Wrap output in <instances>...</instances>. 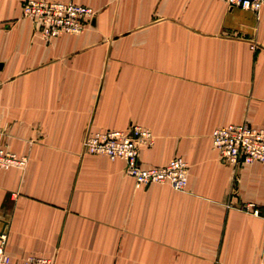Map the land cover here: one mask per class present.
I'll list each match as a JSON object with an SVG mask.
<instances>
[{
    "label": "crops",
    "instance_id": "1",
    "mask_svg": "<svg viewBox=\"0 0 264 264\" xmlns=\"http://www.w3.org/2000/svg\"><path fill=\"white\" fill-rule=\"evenodd\" d=\"M0 0V230L14 261L264 264V165L222 164L210 135L264 123V7L217 0H44L93 8L82 33L42 38ZM255 46V49L251 48ZM148 129L144 168L181 157L184 191L136 189L88 131ZM248 206L260 211L253 215Z\"/></svg>",
    "mask_w": 264,
    "mask_h": 264
},
{
    "label": "built area",
    "instance_id": "2",
    "mask_svg": "<svg viewBox=\"0 0 264 264\" xmlns=\"http://www.w3.org/2000/svg\"><path fill=\"white\" fill-rule=\"evenodd\" d=\"M228 8H238L259 14L264 0H217ZM22 15L31 20L35 31L44 39H53L66 34H80L94 19L95 11L88 6L72 2H48L44 0H24ZM252 49H255L251 45ZM212 149L218 154L222 164L239 168L252 164L264 165V123L229 124L215 128L211 135ZM151 145L149 132L136 126L129 130L90 131L83 142L85 152L103 155L109 160H122L125 173L134 181L136 188H146L152 184H168L172 189L184 191L188 182V166L183 158L176 157L162 167L144 168L139 162L140 143ZM26 158L19 157L0 147V170L25 168ZM253 215L260 211L253 206ZM7 233L0 230V264H54L51 259L28 257L14 261L6 252Z\"/></svg>",
    "mask_w": 264,
    "mask_h": 264
},
{
    "label": "rangeland",
    "instance_id": "3",
    "mask_svg": "<svg viewBox=\"0 0 264 264\" xmlns=\"http://www.w3.org/2000/svg\"><path fill=\"white\" fill-rule=\"evenodd\" d=\"M93 9V8H92ZM91 25V24H90ZM89 26V25H88ZM87 26V27H88ZM86 27V28H87ZM68 35H76V34H68ZM254 46V45H253ZM255 47V46H254ZM132 126H136V127H138V128H140V129H142V130H146L147 132H149L150 133V135H151V139H152V144H153V142H154V137H153V135L151 134V132L148 130V129H146V128H144V127H142V126H139V125H130V126H128L126 129H124L123 131H125V130H129L130 128H132ZM96 131V130H95ZM104 131H106V130H104ZM90 131H88L86 134H85V136H84V138H83V141H82V150H83V152H84V154H87V155H91V154H88V153H86L85 152V149H84V147H83V142H84V140H85V138L87 137V135H88V133H89ZM151 144V145H152ZM142 146H147V145H144V143H140L139 144V146H138V149L140 150V148L142 147ZM150 146V145H149ZM1 148H3L2 146H0ZM4 150H6L5 148H3ZM6 151H8V150H6ZM8 152H10V151H8ZM12 153V152H11ZM18 156V155H17ZM97 156H103V155H97ZM20 157V156H19ZM104 157H106V156H104ZM25 158V157H24ZM107 158V157H106ZM181 158V157H180ZM27 160V159H26ZM116 161V160H115ZM122 161V160H121ZM125 164V163H124ZM188 166V165H187ZM126 174V173H125ZM127 175V174H126ZM128 176V175H127ZM134 182V181H133ZM134 187H135V185H134ZM136 188V187H135ZM136 189H138V188H136ZM139 189H141V188H139ZM254 207V206H253ZM255 208V207H254ZM49 259V258H48ZM53 261V260H52ZM54 263V262H53Z\"/></svg>",
    "mask_w": 264,
    "mask_h": 264
},
{
    "label": "water",
    "instance_id": "4",
    "mask_svg": "<svg viewBox=\"0 0 264 264\" xmlns=\"http://www.w3.org/2000/svg\"><path fill=\"white\" fill-rule=\"evenodd\" d=\"M0 68H1V64H0Z\"/></svg>",
    "mask_w": 264,
    "mask_h": 264
}]
</instances>
